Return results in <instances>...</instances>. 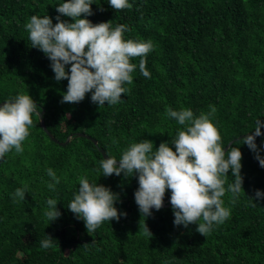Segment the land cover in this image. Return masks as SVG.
<instances>
[{
	"label": "trees",
	"instance_id": "1",
	"mask_svg": "<svg viewBox=\"0 0 264 264\" xmlns=\"http://www.w3.org/2000/svg\"><path fill=\"white\" fill-rule=\"evenodd\" d=\"M63 2L0 0V103L29 94L40 113L33 115L24 151L0 160V264H264V198H248L255 190L264 193V168L238 141L245 136L237 138L251 134L257 119L264 122V0H129L133 8L119 11L108 0H93L87 17L93 24H124L131 29L125 40L154 44L146 57L151 77L140 73V58H133V83L125 85L130 90L120 103L101 107L91 93L82 102L61 103L68 81L57 82L50 60L31 47L26 23L33 15H48L55 24L56 6ZM210 105L222 146L230 143L226 152H242L245 193L233 202L226 192L222 199L231 217L204 237L195 224L175 226L170 203L141 217L134 198L138 178L104 177L100 162L101 149L120 159L144 139L153 142V151L171 143L184 126L166 109L187 108L199 116ZM256 144L264 157L263 127ZM47 168L60 178L54 191L47 187ZM228 175L232 183L231 170ZM80 177L118 193L114 206L126 217L88 233L67 208ZM25 185V200L14 203L15 190ZM170 196L166 191L164 202ZM49 198L62 213L52 223L44 215ZM145 224L152 237L144 234ZM47 235L54 238L53 248L41 247Z\"/></svg>",
	"mask_w": 264,
	"mask_h": 264
},
{
	"label": "clouds",
	"instance_id": "2",
	"mask_svg": "<svg viewBox=\"0 0 264 264\" xmlns=\"http://www.w3.org/2000/svg\"><path fill=\"white\" fill-rule=\"evenodd\" d=\"M108 3L115 11L133 8L129 0H108ZM92 4L93 0H65L56 6L59 15L55 24L48 15L42 18L33 15L25 27L30 33L31 47L42 51L50 60L55 80L68 81L61 103H79L91 93V101L99 107L105 106L106 102L107 106H112L120 103L122 95L130 90L125 85L133 83L132 73L137 68L131 62L133 58H140V73L145 78L151 77L146 57L154 50V44L151 40H125L124 33L131 29L124 24L114 28L111 21L93 24L87 19L93 15ZM62 16L70 18L71 22L61 19ZM66 66H70L68 71ZM37 107L29 94H19L0 107V160L13 150L17 154L24 151L22 145L30 135L33 115L40 116L36 112ZM209 109L208 113L201 112L196 116L191 109L177 111L168 108L166 115L184 126L171 143L161 142L153 151V142L144 139L131 144L120 159L107 156L100 162L104 177L123 174L124 178H138L139 187L134 198L141 217L151 216L153 208L159 211L166 191L170 190L174 225L187 228L195 224L196 232L204 237L213 231L214 226L222 225L231 217V209L222 199L226 192L232 194L233 202L244 192L242 152L239 147H230L227 152L224 150L218 128L210 119L216 109L211 105ZM261 127H264V122L257 119L254 131L238 141L248 146L260 167L264 168V157H261V149L256 144ZM230 170L234 177L232 183L227 181ZM46 171L52 181L47 187L54 191L60 178L52 168ZM26 193V185L17 188L13 202L25 200ZM248 198L253 202L264 198V193L255 190V196ZM119 200V194L109 187L80 177L78 191L67 208L78 220L84 221L88 233H93L105 221L118 222L121 216L126 217V212L121 213L114 206ZM57 204L56 199L47 200L48 210L44 215L50 223L62 215ZM144 234L153 235L146 224ZM53 240L47 235L41 241V247L53 248Z\"/></svg>",
	"mask_w": 264,
	"mask_h": 264
},
{
	"label": "water",
	"instance_id": "3",
	"mask_svg": "<svg viewBox=\"0 0 264 264\" xmlns=\"http://www.w3.org/2000/svg\"><path fill=\"white\" fill-rule=\"evenodd\" d=\"M3 103H5V102H3ZM3 103H0V105H3ZM41 125L43 126V121H41ZM263 130H264V127H263ZM81 135H83V134H81ZM246 135H250V134H244V135H240L239 137H237V138H240V137H243V136H246ZM94 142H95V140H93ZM230 144V143H229ZM228 144V145H229ZM228 145L224 148V150L226 151V149L228 148ZM101 152H102V154H103V157L106 159L107 158V156H106V154L104 153V151L101 149ZM170 203V198L167 200V202H164L163 203V206L164 205H168Z\"/></svg>",
	"mask_w": 264,
	"mask_h": 264
}]
</instances>
